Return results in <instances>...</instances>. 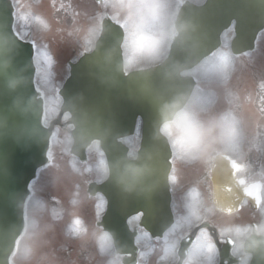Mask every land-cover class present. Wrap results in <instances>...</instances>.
I'll return each instance as SVG.
<instances>
[{
	"label": "water",
	"instance_id": "95a60500",
	"mask_svg": "<svg viewBox=\"0 0 264 264\" xmlns=\"http://www.w3.org/2000/svg\"><path fill=\"white\" fill-rule=\"evenodd\" d=\"M235 21L234 53L252 50L264 28V0H206L202 5L187 1L179 11L183 25L169 59L161 66L125 74L119 43L122 28L106 18L96 47L71 63V74L60 90L63 111L71 114L72 152L86 158V149L100 141L110 174L102 183H92L91 192L108 198L100 224L112 235L124 264H138L137 230L128 219L143 212L140 224L153 235H162L173 223L169 176L171 153L160 134L165 105L187 102L194 79L182 76L222 41L221 35ZM12 0H0V264L10 257L22 235L30 182L49 162L52 130L43 124L44 100L36 88L34 46L15 33ZM141 118V141L132 160L121 138L136 131ZM219 158L214 166L219 178ZM144 168L132 190L118 179L124 165ZM237 166L230 172L236 173ZM243 181V180H242ZM240 199H225L219 207L230 210ZM251 197V196H249ZM225 250V256H227ZM251 264H264V253L253 254Z\"/></svg>",
	"mask_w": 264,
	"mask_h": 264
},
{
	"label": "flooded vegetation",
	"instance_id": "af4514ba",
	"mask_svg": "<svg viewBox=\"0 0 264 264\" xmlns=\"http://www.w3.org/2000/svg\"><path fill=\"white\" fill-rule=\"evenodd\" d=\"M44 1L45 0H38L36 4ZM58 1L61 2L56 4ZM105 1L106 0L97 2L96 0H88L86 2L85 0H76V8L74 7L73 0H51L53 5H49V7L50 10H52L51 15L53 18L61 22L65 21L70 26L74 25L78 18L79 20L82 19L83 16L87 21L88 41H93L96 45L101 35L102 21L106 16H110V13L104 11V15L100 20V29L95 31V7L97 5L100 9ZM185 1L187 0H183V3ZM190 1L202 3L200 0ZM204 1L205 0H203V2ZM46 2L48 3V0H46ZM182 4H178L179 9ZM40 6L43 9L46 7L48 8V6L42 4H40ZM77 32L78 31H73L72 33L75 34ZM76 37H78V35H76ZM66 49L67 48H63L59 51L66 55L68 53ZM92 49L94 48H91L90 51ZM77 54L75 55V59L80 55ZM67 59L65 69L61 70L60 75L58 73L56 74V82L61 86L70 74V59ZM197 67L201 68L198 64L194 68L183 72L184 75L194 77L196 81L188 103L197 96V103L194 105L199 104L208 109L210 105H208L206 98L207 78L205 76L202 78L201 75L204 73L202 68L201 73L190 72ZM51 80L54 79H52L50 75H45L43 79H41L45 85L44 88H40L45 106L43 116L44 124L53 129L54 137L60 135L61 137H69L72 141V125L69 123L70 114L68 112H62L61 110L63 99L59 94V89L55 88L50 91V88H47L46 84H50ZM255 96L256 106L258 110L264 114V83L257 84ZM226 98L232 105L236 106V112L240 113L243 103L232 86L226 88ZM244 143V145H238L237 142L235 150L229 153L242 165L239 176L245 179H252L255 177L256 179L264 181V130L256 131L255 135L247 136ZM60 145L61 148L58 149L59 155L71 156V160L66 158L68 161L66 170L70 171L72 174L74 173L72 161L77 163L80 159L71 154V145L68 150L65 148V143L62 144V141ZM55 154L57 153L55 152ZM54 158L55 155L54 157L52 156L51 163ZM104 159V176L102 180L106 179L109 174V167L105 155ZM215 159L216 158H213L204 162L203 170L200 173H194L196 168L195 163H183L172 158L173 165L170 184L174 224L163 236H151L144 231H140L138 236V242L142 246V248H140V264H238L237 259L230 254L232 242L227 233L236 225L242 226L258 223L261 220V214L258 207L249 197L243 200H247V204H244L242 201L241 207L233 211L232 215H226L225 211L218 208L216 199L222 195H219V189L216 190L213 180L212 166ZM245 167L247 169L246 171ZM89 184L85 190L86 196L84 199H79L75 194L76 191H82L81 189L78 190V182L75 180L72 181L71 190L66 194L63 193L61 197L50 195L49 192L45 194L46 192L44 191V195L42 196L45 200L41 201L42 205L37 204L38 209L46 212L44 217L46 223L51 224L54 222L59 231L57 240L59 242L60 251L57 255V264H90L91 261L94 260V256L91 255L93 245H102V248L108 249V243L111 239L110 235L104 231L103 227L98 225L97 218L93 220V214L98 216L101 212L102 216L107 208L108 201L106 196L99 192L95 195H91L88 192ZM190 188L194 190L199 189L204 193L205 199L202 201L193 197L192 200H189L187 193ZM210 188L213 189L217 195L209 197L207 193ZM246 190L253 194V189H249L248 187ZM33 194L34 192H32V195ZM88 198L96 199V205L90 206L86 200ZM261 204H264V196H262L260 205ZM189 206L193 209L191 217L188 211ZM27 207H29V205ZM29 210L30 208H27V221H29ZM32 210L35 212L37 211L36 207ZM139 221L140 217L137 216L130 220V224L133 228H136ZM196 225H199V227H196ZM201 228L204 229L203 232H200ZM222 229L224 230L223 234L221 231ZM198 233L199 240L197 241ZM194 242L196 252L192 257H189L187 253L189 249L194 246ZM184 247L186 249L182 254ZM225 248L228 249L229 258H223L222 256V250ZM74 252H76V254ZM110 261V255H103V264H110Z\"/></svg>",
	"mask_w": 264,
	"mask_h": 264
},
{
	"label": "rangeland",
	"instance_id": "374dc122",
	"mask_svg": "<svg viewBox=\"0 0 264 264\" xmlns=\"http://www.w3.org/2000/svg\"><path fill=\"white\" fill-rule=\"evenodd\" d=\"M13 1L16 8V31L21 37L32 40L36 45L37 85L39 88H44L45 85L41 79L45 75H50L54 80H51V83L46 84V86L52 91L59 87V83L56 82V73L60 75L61 70L65 69L67 58H74L80 47L83 48L82 50L87 48L86 42L89 36L87 33V21L82 16V19L79 20L78 18V22L76 21L74 25L70 26L65 21L54 20L51 15L52 10L49 7V5H53L51 0H48L49 4L46 0L37 4L38 0ZM85 1L87 2L88 0ZM59 2L61 1L56 4ZM40 4L48 6V8L43 9ZM73 4L76 7V0H73ZM104 11L110 13V9L106 6V1L100 9L97 5L95 7V31L100 29V20L104 15ZM73 31L78 32L74 34L72 33ZM233 34V27L223 34V45L216 53L217 60L214 64L213 73L211 75L203 73L201 76L202 78L203 76L207 78L206 98L208 105L211 104L210 110L212 112H227L230 122H233L238 130V143L244 145L246 137L254 135L258 124L260 122L264 123V115L256 107L255 96L257 83L264 81V31L259 34L254 50L239 55H233L231 53L232 50H230V41ZM68 46L71 49H68ZM63 48L68 50L66 55L59 51ZM200 66L203 69V65ZM201 68L197 67L190 72L201 73ZM228 86H232L242 100L243 106L240 113L236 112L226 98V88ZM195 97L189 104L194 105L197 103V96ZM61 141L62 144L65 143V148L69 149L71 145L69 137H61L60 135L54 137L50 154L53 157L55 155V162L40 172L36 184L35 182L33 183L35 186L32 184L34 194L28 202V209L30 208L29 221L26 231L19 241V244L23 243L25 246L33 243L37 245L36 255L29 264H57V255L60 251L57 240L59 231L55 223H46V219H44L46 212L37 208V204L42 205L43 192L45 191L46 194L51 192L52 195L61 197L63 193L66 194L71 190L72 181L81 182L84 189V179H88L85 183L86 186L90 179H101L103 177L104 156L98 143H94L89 148L90 160L87 164L74 163L72 161L74 173L71 174L70 171L66 170L67 159L71 160V157L69 155H59L58 153V149L61 148ZM125 141L131 146V154L134 155L140 141V130L138 129L135 135L126 138ZM195 167L194 173H200L203 170L204 162L195 163ZM82 172L86 174L85 177L81 175ZM79 189L81 188L78 186ZM75 194L79 199H84L86 196L83 190L81 192L76 191ZM86 200L90 206H95L97 203L96 199L88 198ZM35 207L36 212L32 210ZM96 218V214H93V220ZM94 247L95 250L91 252V255H94L95 259L91 261V264H103V255L100 252L102 245H94ZM140 247L142 248L141 245ZM108 249H112L110 255L112 257L111 263L121 264L120 258L115 254L111 240L108 243ZM76 252L74 253L76 254Z\"/></svg>",
	"mask_w": 264,
	"mask_h": 264
},
{
	"label": "clouds",
	"instance_id": "9594fccd",
	"mask_svg": "<svg viewBox=\"0 0 264 264\" xmlns=\"http://www.w3.org/2000/svg\"><path fill=\"white\" fill-rule=\"evenodd\" d=\"M182 3L183 0H106L110 18L123 30L119 54L125 74L156 68L169 59L173 45L183 28L179 22L178 8V4ZM86 47L90 50L95 47V43L87 41ZM217 52L218 49H213L199 61V65H203L202 71L207 75L214 71ZM165 108L167 112L160 126V134L167 142L171 153L170 160L175 158L183 163L192 164L220 158L225 163L219 165V176L228 179L227 169L232 165V156L229 153L235 150L238 130L235 124L230 122L227 112H212L199 104L191 105L178 99L165 105ZM131 159L135 160L136 157L133 156ZM144 171L141 166L128 163L124 165L118 179L126 185L127 190H132L140 182ZM238 176L239 173H234L231 183L220 185L219 195L225 199L238 200L240 193L243 192L245 197H249L250 193L246 189L252 184L259 188V195L264 196V181L255 177L242 181L237 178ZM232 183L236 185L235 188L232 187ZM187 195L189 200L193 197L202 201L205 199L204 193L199 189L190 188ZM207 195L212 197L217 193L210 188ZM247 202L243 201L244 204ZM257 207L261 214L258 223L236 225L227 233L232 242L230 254L237 259L238 264H251L255 252L264 253V204ZM188 211L191 217L193 213L191 206L188 207ZM225 214L232 215V210H225ZM136 215L143 216L144 213L141 211ZM203 231L201 228L200 232ZM221 231L223 234L224 230ZM36 251L35 243L27 246L23 243L18 244L13 249L11 264H29ZM100 252L102 255H111L112 249L101 248ZM195 252L194 242L187 255L192 257Z\"/></svg>",
	"mask_w": 264,
	"mask_h": 264
}]
</instances>
